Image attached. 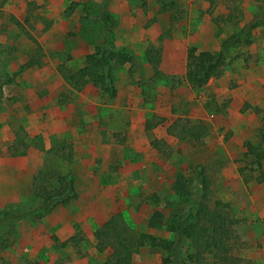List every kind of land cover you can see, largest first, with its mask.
<instances>
[{
  "label": "rangeland",
  "instance_id": "1",
  "mask_svg": "<svg viewBox=\"0 0 264 264\" xmlns=\"http://www.w3.org/2000/svg\"><path fill=\"white\" fill-rule=\"evenodd\" d=\"M102 1L0 0V75L13 77L35 62L0 100V211L31 210L33 178L46 168L73 179L77 193L66 206L14 221L0 264H104L114 246L99 253L93 234L117 213L136 234L171 240L166 223L178 201L176 177L201 188L198 167L209 180L202 191L209 205H228L235 220L234 253L248 264H264V184L256 181L264 162L259 167L245 155L246 143L260 146L264 124L263 27L251 26L250 45L226 50L221 78L200 91L185 80L188 48L217 52L248 26L258 0H180L183 12L174 24L154 0H110L108 45L135 60L131 73L128 64H111L114 98L92 80L74 90L60 74L62 66L82 68L101 46ZM150 46L162 54L159 80L145 58ZM180 118L206 126L202 146L166 133ZM150 119L160 125L146 131ZM62 140L73 147L71 163L48 153ZM153 140L165 145L163 151ZM15 146L20 155L11 154ZM78 233L79 251L61 246ZM171 261L170 251L149 247L132 258V264Z\"/></svg>",
  "mask_w": 264,
  "mask_h": 264
},
{
  "label": "trees",
  "instance_id": "2",
  "mask_svg": "<svg viewBox=\"0 0 264 264\" xmlns=\"http://www.w3.org/2000/svg\"><path fill=\"white\" fill-rule=\"evenodd\" d=\"M145 4L146 0H141ZM158 5L159 13L168 14L171 24L178 22L183 10L180 8V0H154ZM110 0H103L98 20L102 25V44L92 54L85 57L84 66L76 71H70L64 66L60 68V74L64 81L74 90H81L88 82L93 81L104 94L111 98L116 97L115 76L111 64L117 67L130 65V73L133 71L135 60L127 53L115 51L108 45L109 26L111 18L108 12ZM252 25H261L264 29V0H258L256 13L248 26L241 28L239 32L226 38L217 52H198L195 47L187 50L185 80L193 91L202 90L210 80L222 77L225 63V52L230 47L238 45H250L252 34L249 31ZM249 28V29H248ZM264 35V30H263ZM37 45V44H36ZM37 53L41 48L36 46ZM2 51L0 49V55ZM145 58L152 66L154 79L162 78L159 66L162 62L161 51L150 46L145 51ZM35 65L30 60L21 70L29 69ZM13 77L0 75V100L4 97V88L15 83ZM162 121V120H159ZM160 125L151 119L144 124L146 131H150ZM170 136L180 139H191L199 146L204 144L209 130L201 122H187L182 119L175 120L166 129ZM17 136V135H16ZM260 146L256 148L246 143V157L257 160L260 167L264 162V124L258 130ZM151 145L158 151L162 150L159 141L153 140ZM25 148V146L23 145ZM19 148L11 149L12 155H20ZM48 153L63 162L71 163L74 152L71 144L65 140L57 142ZM204 167L195 168V176L201 188L193 190L190 180L179 175L176 177L174 192L178 199L172 205V212L166 223V231L173 235L171 240L160 239L147 234H136L117 213L97 229L93 236L96 240L95 248L103 253L109 247L114 246V251L104 264H132L133 255L141 248H159L170 251L172 261L169 264H248L243 258L234 253L231 243L236 239L235 220L232 217L229 206L223 203L209 205L202 191L209 187V180L204 172ZM243 175V173L240 172ZM32 196L34 207L28 212L0 211V247L6 246L8 239L15 235L13 222L30 214H44L57 206H66L77 197L73 179L68 176H60L49 168L39 171L33 178ZM54 180L55 186H50ZM258 183L264 184V171H260L256 177ZM1 230H4L2 232ZM5 237V238H4ZM82 240L81 234H75L63 243L62 247L72 246L79 251ZM78 254H80L78 252Z\"/></svg>",
  "mask_w": 264,
  "mask_h": 264
}]
</instances>
